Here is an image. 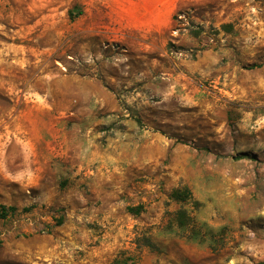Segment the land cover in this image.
I'll return each instance as SVG.
<instances>
[{
    "label": "rangeland",
    "instance_id": "rangeland-1",
    "mask_svg": "<svg viewBox=\"0 0 264 264\" xmlns=\"http://www.w3.org/2000/svg\"><path fill=\"white\" fill-rule=\"evenodd\" d=\"M116 9L0 0V264L264 263V0Z\"/></svg>",
    "mask_w": 264,
    "mask_h": 264
},
{
    "label": "crops",
    "instance_id": "crops-1",
    "mask_svg": "<svg viewBox=\"0 0 264 264\" xmlns=\"http://www.w3.org/2000/svg\"><path fill=\"white\" fill-rule=\"evenodd\" d=\"M177 0H117L116 17L128 27L163 31L169 27Z\"/></svg>",
    "mask_w": 264,
    "mask_h": 264
},
{
    "label": "trees",
    "instance_id": "trees-1",
    "mask_svg": "<svg viewBox=\"0 0 264 264\" xmlns=\"http://www.w3.org/2000/svg\"><path fill=\"white\" fill-rule=\"evenodd\" d=\"M82 12H81V10L80 9H78L75 13L73 12V11H70V16H71V18H74V17H76V16H78V15H80ZM224 27H230L229 25H226V26H224ZM187 195H188V191L186 190V189H178V190H175L174 192H173V194H172V196L174 197V199H176V200H184L186 197H187ZM0 209H1V213L2 214H5V212H6V208H5V206H0ZM10 211H15V208L14 207H9L8 208ZM129 209V211H131V212H134V213H139V209H140V207L139 206H137V207H129L128 208ZM176 221H177V223H178V225L179 226H185L186 224H187V222H188V217L186 216V213L184 212V211H182V210H179L177 213H176ZM148 241V243H149V245H152L151 244V242H149V240H147ZM124 264H127V263H124ZM128 264H136V263H134V262H129ZM260 264H264V263H260Z\"/></svg>",
    "mask_w": 264,
    "mask_h": 264
}]
</instances>
